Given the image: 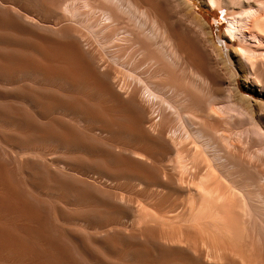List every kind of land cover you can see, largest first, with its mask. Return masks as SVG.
I'll list each match as a JSON object with an SVG mask.
<instances>
[{
  "label": "bare ground",
  "instance_id": "6f19581e",
  "mask_svg": "<svg viewBox=\"0 0 264 264\" xmlns=\"http://www.w3.org/2000/svg\"><path fill=\"white\" fill-rule=\"evenodd\" d=\"M197 1L222 45L194 0H0V264H264V0Z\"/></svg>",
  "mask_w": 264,
  "mask_h": 264
},
{
  "label": "rangeland",
  "instance_id": "374dc122",
  "mask_svg": "<svg viewBox=\"0 0 264 264\" xmlns=\"http://www.w3.org/2000/svg\"><path fill=\"white\" fill-rule=\"evenodd\" d=\"M194 1L198 5V7L201 8L207 14L208 21L211 24L212 30H213V42L217 43V45L219 44L222 45V34H223L222 32L225 26V24H223L224 19L222 18L223 13L218 10L209 12L201 5L199 1L197 0H194ZM217 25H220V27L218 28Z\"/></svg>",
  "mask_w": 264,
  "mask_h": 264
}]
</instances>
